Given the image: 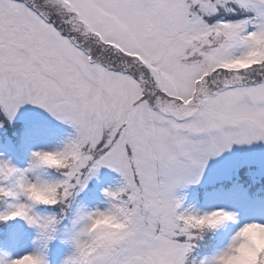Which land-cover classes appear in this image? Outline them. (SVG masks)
Returning <instances> with one entry per match:
<instances>
[{"label":"snow or ice","instance_id":"1","mask_svg":"<svg viewBox=\"0 0 264 264\" xmlns=\"http://www.w3.org/2000/svg\"><path fill=\"white\" fill-rule=\"evenodd\" d=\"M27 104L74 129L63 147L35 152L32 168L51 167L49 152L73 163L45 181L0 160V221L23 218L52 240L62 217L35 207L68 203L107 166L123 177L105 192L129 229L103 241L75 232L64 264H189L194 237L236 216L181 210L178 186L233 144L264 141V0H0V110L12 119ZM33 183L60 198L32 199ZM217 213L227 219L187 222ZM26 257L48 264L42 250L0 264Z\"/></svg>","mask_w":264,"mask_h":264},{"label":"rangeland","instance_id":"2","mask_svg":"<svg viewBox=\"0 0 264 264\" xmlns=\"http://www.w3.org/2000/svg\"><path fill=\"white\" fill-rule=\"evenodd\" d=\"M25 122L23 145L19 146L15 132L17 121ZM74 134L73 127L64 121L52 116L42 107L27 104L22 106L14 118L9 119L0 110V160L7 161L26 174L31 179L37 177L60 180L62 171L50 167L32 168L34 153L41 150H54L63 147V143ZM259 163L261 172H264V141H254L245 144H233L219 156L209 159L200 179L191 184H181L176 192L182 200V209H192L200 214L217 209H224L235 213L236 218L226 222L219 228L207 230L194 237V247L189 256V264H204L211 261L220 251L230 245L239 228L249 222L264 223V196L256 194L251 197L249 190L239 182L227 189L223 185L225 178H230L233 172L242 164ZM263 170V171H262ZM121 173L107 166H102L95 176H92L83 190L78 191L68 203L55 206L37 205L34 211L41 216L58 215L64 205L75 212L74 218L65 221L59 227L52 240H45L39 229L20 219L22 227L16 239H7L9 221H0V257L9 259L23 254L42 250L48 264H64L73 251L72 236L82 227L80 217L96 208H105L110 200L105 189H116L122 183ZM214 184L208 191L207 197L200 190V186ZM218 183V186H216ZM8 201H0V210L8 207ZM16 227V229L18 228ZM4 228V229H3ZM218 235V238L217 236ZM215 242L216 248L210 250Z\"/></svg>","mask_w":264,"mask_h":264},{"label":"clouds","instance_id":"3","mask_svg":"<svg viewBox=\"0 0 264 264\" xmlns=\"http://www.w3.org/2000/svg\"><path fill=\"white\" fill-rule=\"evenodd\" d=\"M45 163L49 164L53 169L69 168L73 159L72 156H61L56 153H46L44 156ZM45 181H55L38 177ZM28 192L32 199L54 204L60 198L59 189L53 186L33 183L28 187ZM195 211V210H194ZM92 214H95L92 216ZM84 215L91 216V223L88 225L87 220L83 221L82 227L79 230L88 228L89 233L96 234L97 240H111L125 235L129 229V217L124 215L118 204L109 202L105 208H96ZM227 217L223 213H217L211 217L190 216L188 223L194 228L201 225H216L225 221ZM236 240L233 246V241ZM234 239L224 250L232 248L230 252H226L221 257L220 264H264V223L249 222L239 228ZM216 256V255H215ZM214 256V257H215ZM22 264H39V260L34 257H26Z\"/></svg>","mask_w":264,"mask_h":264},{"label":"trees","instance_id":"4","mask_svg":"<svg viewBox=\"0 0 264 264\" xmlns=\"http://www.w3.org/2000/svg\"><path fill=\"white\" fill-rule=\"evenodd\" d=\"M16 128L15 132L17 133V140L19 146L23 145V132H24V127H25V122L19 120L16 123ZM263 171V170H262ZM239 182L238 184L244 185L249 192L251 193V197L255 198L256 194L264 196V172H261L260 164L259 163H254V164H248V163H242L234 172L233 175L230 176V178H225L223 180V185L229 189L233 183L236 184L235 182ZM214 184H207V186H200V190L205 194L207 197L208 191L212 190ZM216 186H218V183H216ZM64 204V203H63ZM59 216L62 217L61 222L59 223V227L61 225H64L65 221H70L72 217L74 216L75 212L72 208V202H70L69 206L66 207L64 205L63 207L61 206L59 212ZM75 217V216H74ZM73 217V218H74ZM20 217L15 218L14 223H10L6 228H7V239L14 240L16 239V236H18L19 232V227H22V223L20 222ZM19 224H21L19 226ZM19 226V227H18ZM16 227H18L16 229ZM59 227L57 228V232L60 233ZM4 229V228H3ZM18 233V234H17ZM218 238V235H216ZM212 246L210 250H213V247L216 248V244L213 240L211 242Z\"/></svg>","mask_w":264,"mask_h":264}]
</instances>
